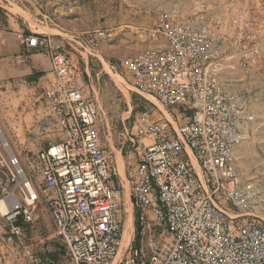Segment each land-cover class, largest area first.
Instances as JSON below:
<instances>
[{
    "label": "bare ground",
    "instance_id": "obj_1",
    "mask_svg": "<svg viewBox=\"0 0 264 264\" xmlns=\"http://www.w3.org/2000/svg\"><path fill=\"white\" fill-rule=\"evenodd\" d=\"M164 36L169 44L135 56L128 80L165 105L183 104L186 122L174 135L153 129L129 179L138 220L163 221L172 240L169 247L154 250L144 260L135 249L115 262L131 236L129 225L124 237L117 225L121 204L113 185L116 171L97 144L84 91L58 81L55 92L44 93L61 140L35 155L40 190L18 157L9 154L12 187L0 199V230H8V242L21 248L30 264L35 262L25 228L34 223L40 195L53 235L66 245L72 264H264V198L240 180L233 155L251 118L239 96L224 93L215 77L207 75L205 65L216 56L208 38L197 29L180 28ZM25 43L47 49L53 70L59 71L64 55L51 48L48 38L29 36ZM258 49L246 48L244 53L258 55ZM216 195L227 207L214 200ZM250 218L261 220L252 223Z\"/></svg>",
    "mask_w": 264,
    "mask_h": 264
},
{
    "label": "rangeland",
    "instance_id": "obj_2",
    "mask_svg": "<svg viewBox=\"0 0 264 264\" xmlns=\"http://www.w3.org/2000/svg\"><path fill=\"white\" fill-rule=\"evenodd\" d=\"M19 7L8 6V13L21 14L25 26L42 34L33 33L34 36L52 39L54 48L63 53L65 61L58 71L62 84L66 87L70 83L75 85L78 76L86 87L80 89L91 109L92 130L98 146L116 171L113 185L121 204L117 225L123 237L126 225L131 227L129 241L120 249H126V252L123 255L117 253L115 262L135 249L140 251L143 260L156 249H167L172 240L164 222L152 219L141 224L138 220L137 209L130 201L132 170L128 169L136 165L129 166L135 162L141 148L149 144L153 129L171 135L177 133L179 125L175 122L182 123L184 117L178 112L182 108L164 106L135 89L129 83L127 72L139 52L169 44L165 33L176 28L197 29L210 40L216 55L205 65L207 75L215 77L224 93L239 96L251 118L245 124L246 135L236 145L240 146L253 125L250 108L260 107L264 124V0H25ZM98 31L105 32L106 36L99 37ZM246 48H259V54L244 53ZM252 63H256L253 66L255 72L251 76L245 75L244 69ZM69 74L73 75L70 77ZM253 80H257L256 83L243 84ZM58 85L59 82L57 88ZM49 91L55 92H46ZM250 97L260 101L251 104ZM9 101L7 147H3L5 141L0 137V199L12 187L8 185V155L18 157L26 176L39 191L41 176L35 160L37 149L45 148L46 141L53 144L60 138L44 96L35 122L39 130L36 135L22 134L28 127L21 125L19 112L9 110L12 107ZM1 134L5 138L3 130ZM28 139L35 144L34 150L23 149L22 144ZM251 150L256 154L249 160L253 178L249 179L251 183H246L254 186L264 198V149L252 147ZM214 200L227 207L219 195L214 196ZM131 206L135 214L134 232L130 225ZM34 213V223L26 226L25 237L35 264H72L66 245L53 235L42 195ZM260 215L263 220H258L264 221V212ZM258 220L250 218L248 222L257 223ZM42 238L43 242L40 241ZM0 264H30L21 248L8 242L5 228L0 230Z\"/></svg>",
    "mask_w": 264,
    "mask_h": 264
},
{
    "label": "crops",
    "instance_id": "obj_3",
    "mask_svg": "<svg viewBox=\"0 0 264 264\" xmlns=\"http://www.w3.org/2000/svg\"><path fill=\"white\" fill-rule=\"evenodd\" d=\"M23 1L25 0H0V137L3 139L2 141H5L7 143V145H8L7 142L8 100H10L9 104L10 103L12 104V107L9 110L13 113L19 112L18 119L21 125L28 127L27 132L24 131L22 132V134L25 135L39 134V130L35 122L38 119L37 115L38 113H40L43 104L41 99L44 96V102H45L44 92L48 90L56 91L58 81L61 82L60 77L57 76L59 75L58 71H53V66L49 57V51L47 49H44L43 47L29 48L26 46L25 42L29 36H32L33 33H37L39 35L42 34H40V32L32 31L28 26H25L21 14H17L18 16H16L15 14L12 15L8 13V6H16L18 9H20L19 4H21V2ZM49 42L51 44L52 49H57L54 48V43L52 39H49ZM255 64L256 63H252L247 68H245L244 70L246 74L245 73L244 74L251 76L253 72H255L253 68ZM72 75L73 74H71L70 77ZM72 81L74 82V80ZM256 81L257 80H253L247 83L244 81L243 84L249 85L248 83H250L251 85L256 83ZM69 86L71 88L80 87L83 88L84 90L86 88L84 82H82L78 76L76 77L75 85H72L70 83ZM86 93H88V91H86ZM251 99L253 98L250 97L251 104L252 103L255 104V102L260 101V100L253 101ZM161 104L165 106V104L163 103ZM97 106L98 105L96 103V107ZM166 106H170L172 108L178 106L183 108L178 112H180L182 114V117H184L182 123L186 122L187 108L183 104L177 103ZM253 109L254 110H252L251 108L249 109L254 119L252 128L250 130V134L248 133L249 136L246 138V141L243 143L241 142L242 144L240 146H237L233 151L234 163H235L234 166L237 170L239 178L243 179L242 181L245 182H250L249 179L253 178L251 175L252 168L249 160L253 156L256 157V154L251 150V148L259 147L260 150L264 149V145H263L264 124H262L263 115L261 114L262 112L259 106L258 108L255 109L254 107ZM171 111L173 112L172 109ZM182 123L175 122V124L179 125V127L181 126ZM29 127L32 129L29 130ZM1 130L5 132V138H3L2 136ZM247 130L244 131V135H246ZM29 139L28 141L23 142L22 144L23 149L34 150L35 144L32 141L30 142ZM59 140H61V136ZM50 144L51 142L46 141L44 144L45 148ZM143 148H141L140 152L137 153L135 162L129 166H133L135 163L136 165L130 167L128 171L130 170L133 171V169L137 166V164L141 163ZM37 150H40V148H38ZM119 154L121 156L122 154L121 149L119 151ZM124 175H125V170H124ZM130 201L132 202L131 198ZM131 211H132L131 226H132V231L134 232L135 214L132 209V206H131ZM118 215L120 218V211ZM51 224L53 228L52 220H51ZM33 228H35V225L33 226ZM40 241L43 242L44 241L43 238ZM63 247L64 250L66 251L65 246Z\"/></svg>",
    "mask_w": 264,
    "mask_h": 264
},
{
    "label": "trees",
    "instance_id": "obj_4",
    "mask_svg": "<svg viewBox=\"0 0 264 264\" xmlns=\"http://www.w3.org/2000/svg\"><path fill=\"white\" fill-rule=\"evenodd\" d=\"M183 109V108H182Z\"/></svg>",
    "mask_w": 264,
    "mask_h": 264
}]
</instances>
